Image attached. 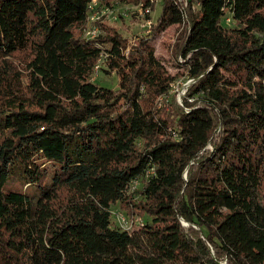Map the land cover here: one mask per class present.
I'll return each mask as SVG.
<instances>
[{
  "label": "trees",
  "instance_id": "1",
  "mask_svg": "<svg viewBox=\"0 0 264 264\" xmlns=\"http://www.w3.org/2000/svg\"><path fill=\"white\" fill-rule=\"evenodd\" d=\"M97 1L161 11L131 44L85 38L92 0H0V264H264V0Z\"/></svg>",
  "mask_w": 264,
  "mask_h": 264
},
{
  "label": "rangeland",
  "instance_id": "2",
  "mask_svg": "<svg viewBox=\"0 0 264 264\" xmlns=\"http://www.w3.org/2000/svg\"><path fill=\"white\" fill-rule=\"evenodd\" d=\"M100 11V10H99ZM161 11L160 4L155 11L151 13L153 21L159 16ZM95 11L92 12V14ZM143 9L140 5L118 3L116 5V11L112 13L111 17L105 22L108 26L115 28L121 35L128 38L131 44L137 42L138 37H141L147 31V28L141 26L144 22V17L141 16ZM101 13V12H100ZM180 28L177 26H170L166 31L161 32L155 40L156 53L155 55L166 66V68L177 75L179 78L174 83L173 89L180 91V96L186 93L187 87L193 83V79L188 77L189 63H186L184 58H181L176 64V57L172 52V46L176 43L178 38V32ZM173 56V57H172ZM22 68V63L18 59L16 60ZM92 81L100 86L116 88L118 83V76L115 72L110 71L109 67L105 65L101 71L95 76H92ZM112 225L119 227L118 221L114 215V211H123L119 204L112 205ZM126 212V211H125ZM127 213V212H126ZM184 222V221H183ZM188 225L187 223H184Z\"/></svg>",
  "mask_w": 264,
  "mask_h": 264
},
{
  "label": "built area",
  "instance_id": "3",
  "mask_svg": "<svg viewBox=\"0 0 264 264\" xmlns=\"http://www.w3.org/2000/svg\"><path fill=\"white\" fill-rule=\"evenodd\" d=\"M116 5L112 8H99L98 1L92 0V2L89 5V22L85 30V33H84V36L86 39H94L102 33L101 27L98 24H96V22L97 21L105 22L107 19H109L112 13L116 11ZM142 9H143V12L141 16L144 17L145 19H144V22L141 24V26L144 28H147V31H150L151 25L153 23V19L147 17V15L150 13V8H146V9L142 8ZM93 11L95 12L92 14ZM230 20H231L230 17L226 19L227 22H229ZM128 51H129V48H127L126 54H128ZM108 59H109V53L106 51H103L96 61L92 76H95L99 71L103 69L105 65H107ZM174 83L172 84V87L174 86ZM180 94H181L180 91H178V96L181 100ZM154 173H155L154 168L150 167L149 169H147L145 176L148 177L150 175H153ZM140 182L141 180H139L138 178L134 179L130 184V189L134 190L135 188H137L140 185ZM114 215L118 221L119 228L123 230H131V228L134 225L144 224L143 217L140 215L131 217L124 211H114Z\"/></svg>",
  "mask_w": 264,
  "mask_h": 264
}]
</instances>
